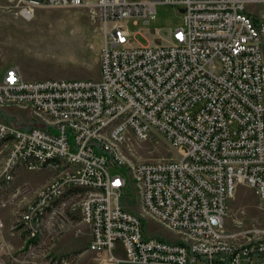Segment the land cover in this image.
<instances>
[{"label":"built area","instance_id":"obj_1","mask_svg":"<svg viewBox=\"0 0 264 264\" xmlns=\"http://www.w3.org/2000/svg\"><path fill=\"white\" fill-rule=\"evenodd\" d=\"M10 2L25 19L45 5L91 4ZM157 3L180 6L182 23L167 43L131 42L127 21L148 23ZM251 3L263 8L254 14L245 8ZM93 4L103 29L98 80L30 81L14 67L0 79V106H29L37 121L26 129L0 121V144L8 146L0 181L19 170L56 173L15 225L32 241L63 210H76L90 228L87 249L101 255L97 264H264V226L224 228L238 183L254 188L264 212V0ZM153 127L181 157L125 169L127 130L145 139ZM129 178L143 212L180 242L144 233L142 215L120 201ZM3 245L0 239V251Z\"/></svg>","mask_w":264,"mask_h":264},{"label":"rangeland","instance_id":"obj_2","mask_svg":"<svg viewBox=\"0 0 264 264\" xmlns=\"http://www.w3.org/2000/svg\"><path fill=\"white\" fill-rule=\"evenodd\" d=\"M137 1V0H130ZM91 4L77 6L45 5L37 7L34 15L25 19L10 0H0V79L6 69L16 68L25 80L92 79L100 78L99 51L103 36L101 21ZM256 14L263 4H247ZM182 23L180 6L167 3L155 5V16L146 24L128 20L131 42L167 43L169 32ZM26 129L36 124L29 106L4 104L0 106V121ZM8 146L0 144V172ZM125 169L139 161L179 159L180 151L162 132L151 128L145 139H139L130 129L120 146ZM109 170L117 171L109 166ZM55 171L19 170L8 184L0 181V239L3 250L0 261L5 264H97L100 254L87 249L89 225L82 222L78 211L63 210V215L48 222L40 236L32 241L16 224V218L27 203L37 197L40 189L55 176ZM131 178V177H130ZM129 178L121 203L131 212L141 214L144 233L170 241H179V234L145 214L140 204L136 184ZM17 191V193H14ZM14 193V195L12 194ZM254 188L238 183L227 204L225 232L264 226V212ZM78 210V209H77ZM61 214V213H60ZM236 219H241L237 226ZM30 244H29V243ZM114 252L123 257L117 243ZM121 264H138L124 262Z\"/></svg>","mask_w":264,"mask_h":264},{"label":"water","instance_id":"obj_3","mask_svg":"<svg viewBox=\"0 0 264 264\" xmlns=\"http://www.w3.org/2000/svg\"><path fill=\"white\" fill-rule=\"evenodd\" d=\"M180 11H182V9L180 8Z\"/></svg>","mask_w":264,"mask_h":264}]
</instances>
